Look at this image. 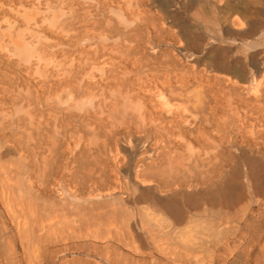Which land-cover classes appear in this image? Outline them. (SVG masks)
Returning a JSON list of instances; mask_svg holds the SVG:
<instances>
[{
	"label": "bare ground",
	"instance_id": "obj_1",
	"mask_svg": "<svg viewBox=\"0 0 264 264\" xmlns=\"http://www.w3.org/2000/svg\"><path fill=\"white\" fill-rule=\"evenodd\" d=\"M0 264H264V0H0Z\"/></svg>",
	"mask_w": 264,
	"mask_h": 264
}]
</instances>
